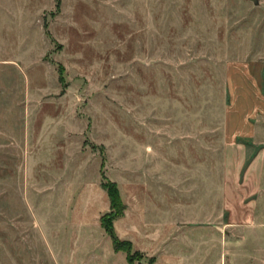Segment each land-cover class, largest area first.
<instances>
[{"label":"rangeland","instance_id":"obj_1","mask_svg":"<svg viewBox=\"0 0 264 264\" xmlns=\"http://www.w3.org/2000/svg\"><path fill=\"white\" fill-rule=\"evenodd\" d=\"M0 17V264H126L100 174L133 264H264V0H0Z\"/></svg>","mask_w":264,"mask_h":264},{"label":"trees","instance_id":"obj_2","mask_svg":"<svg viewBox=\"0 0 264 264\" xmlns=\"http://www.w3.org/2000/svg\"><path fill=\"white\" fill-rule=\"evenodd\" d=\"M100 177L102 180L100 187L105 192L108 201L109 212L103 214L99 218V225L109 238L112 251L123 253L126 264H133L135 261L140 260L141 255L137 252L131 251L130 242L119 240L115 235L112 226L113 221L122 216L125 206L121 201L116 184L108 181L102 174H100ZM147 263L152 264L153 259H148Z\"/></svg>","mask_w":264,"mask_h":264},{"label":"crops","instance_id":"obj_3","mask_svg":"<svg viewBox=\"0 0 264 264\" xmlns=\"http://www.w3.org/2000/svg\"><path fill=\"white\" fill-rule=\"evenodd\" d=\"M3 12L4 13H7L6 12V10L4 11L3 10ZM2 12V13H3ZM5 32V24H2V19H1V17H0V53H1V51L3 50V46H2V43H3V33ZM1 41H2V43H1ZM8 63H9V60H8V58L6 57V56H2L1 55V57H0V66L2 67V66H6V65H8ZM6 109V108H5ZM255 110L257 111V113L261 116V117H263L264 118V93H262V94H260V92L258 91V89H257V92H256V105H255ZM0 111H2V108L0 109ZM5 113H6V111H5ZM5 132H0V136L2 137V138H4L5 140H7L8 139V135H7V132L4 134ZM10 138L12 139V134H11V136H10ZM20 139H21V136H20ZM13 140V139H12ZM13 144V143H12ZM3 145H5V144H3ZM6 145H7V143H6ZM123 213H124V211H123ZM122 216H123V214H122ZM122 216H120L119 218H121ZM113 223H114V221H113ZM113 223H112V226H113ZM113 230H114V227H113ZM114 233H115V231H114ZM116 235V234H115ZM118 238V237H117ZM126 241V240H125ZM129 242V241H128ZM124 259H125V257H124ZM126 263V262H125ZM152 264H154V260H153V263Z\"/></svg>","mask_w":264,"mask_h":264}]
</instances>
